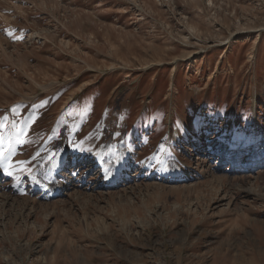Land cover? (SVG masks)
Returning <instances> with one entry per match:
<instances>
[{
  "label": "rangeland",
  "instance_id": "1",
  "mask_svg": "<svg viewBox=\"0 0 264 264\" xmlns=\"http://www.w3.org/2000/svg\"><path fill=\"white\" fill-rule=\"evenodd\" d=\"M0 264H264V0H0Z\"/></svg>",
  "mask_w": 264,
  "mask_h": 264
},
{
  "label": "bare ground",
  "instance_id": "2",
  "mask_svg": "<svg viewBox=\"0 0 264 264\" xmlns=\"http://www.w3.org/2000/svg\"><path fill=\"white\" fill-rule=\"evenodd\" d=\"M119 75V74H118ZM216 140H218L216 137H214V136H211V137H208L207 139H206V141L208 142V143H210V142H213V141H215L216 142ZM255 144V143H254ZM253 146V145H252ZM101 155H102V153H98L97 155H95L96 156V158L94 159V163L92 164L93 165V167L94 166H101L103 169H104V161H103V158L101 157ZM98 158V159H97ZM97 160H99V161H97ZM65 161V159L63 158V156H61L57 161H56V163L55 164H53V171H54V173H55V171H57V173L58 172H63V168H64V164H63V162ZM66 163V162H65ZM86 164L87 162H81V163H79V165L80 164ZM83 164V165H84ZM87 166V165H86ZM121 166V164H117L116 166H115V169L117 170V171H119V169L121 168L120 167ZM116 170H115V172H116ZM175 172V170H173V173ZM114 178H116V177H114ZM63 182V181H62ZM63 184H64V182L61 184L62 186H63ZM62 187L60 186V188H59V186L57 187V190L58 189H61Z\"/></svg>",
  "mask_w": 264,
  "mask_h": 264
}]
</instances>
